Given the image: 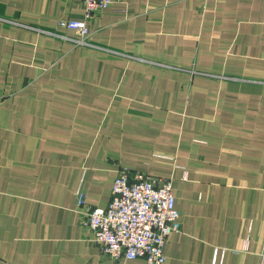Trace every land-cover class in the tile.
Listing matches in <instances>:
<instances>
[{"label": "crops", "instance_id": "crops-1", "mask_svg": "<svg viewBox=\"0 0 264 264\" xmlns=\"http://www.w3.org/2000/svg\"><path fill=\"white\" fill-rule=\"evenodd\" d=\"M121 169L172 181L164 264H264V0H0V264H147L77 212Z\"/></svg>", "mask_w": 264, "mask_h": 264}, {"label": "built area", "instance_id": "built-area-1", "mask_svg": "<svg viewBox=\"0 0 264 264\" xmlns=\"http://www.w3.org/2000/svg\"><path fill=\"white\" fill-rule=\"evenodd\" d=\"M116 1L82 0L85 18ZM57 26L74 32L81 43L88 38L85 20L59 21ZM77 212L82 227L92 234L101 252L113 260L143 259L147 264H164L165 241L181 230L172 181L128 169L117 172L106 208L88 207L85 195L78 192ZM259 256L264 258V243Z\"/></svg>", "mask_w": 264, "mask_h": 264}]
</instances>
